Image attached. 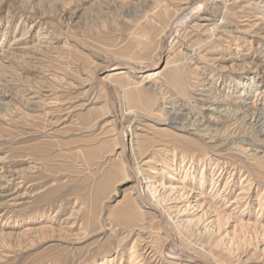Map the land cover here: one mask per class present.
I'll use <instances>...</instances> for the list:
<instances>
[{
    "label": "rangeland",
    "instance_id": "obj_1",
    "mask_svg": "<svg viewBox=\"0 0 264 264\" xmlns=\"http://www.w3.org/2000/svg\"><path fill=\"white\" fill-rule=\"evenodd\" d=\"M189 1L0 0V264H194L169 258L157 214L123 183L96 77L112 61H154ZM206 15L156 75L106 77L133 165L198 224L172 226L182 248L264 264V0H219Z\"/></svg>",
    "mask_w": 264,
    "mask_h": 264
},
{
    "label": "bare ground",
    "instance_id": "obj_2",
    "mask_svg": "<svg viewBox=\"0 0 264 264\" xmlns=\"http://www.w3.org/2000/svg\"><path fill=\"white\" fill-rule=\"evenodd\" d=\"M201 1H203V0H198V1L197 0H190L188 5H186L185 7L183 6L184 8L175 15V17L172 19L170 24L167 26V28L164 30V32L161 35L159 48H158V57L154 61H152L150 63H145V64H143V63L142 64H132L128 60H118V61H115V62L112 61V62H109L107 64L102 65L98 71L102 70L103 68H108V67H110V68L114 67L115 68L116 67L117 70H120L121 73H127V74L130 73V74H133V75L134 74L135 75L136 74L140 75L142 73H146V74H148L150 76H154L157 73H159L158 70L162 67L161 65H162V63H164V59H166L165 63H167L169 61L167 50L170 49V45L172 46V44L175 43V40L178 39L180 33L187 26H189V25L191 26L192 23H196L195 22L196 19L204 20V21H210L211 20V18H209L206 14H207L208 10L212 7V5L218 3L219 0H212V2L208 3L206 6H203L202 4H200ZM196 2L199 3L198 6L197 5L194 6L195 4H197ZM169 30H172V32L170 33V35L168 37V40L166 42V49L163 51L162 48H161V42H162L163 37L167 35V32ZM119 63H128L130 68H127V69L124 68V67H120L119 68V67L116 66ZM148 66H150L151 69L147 70L146 72H143L144 68H146ZM109 73H110L109 71L105 72L104 75L102 76V79L105 80L106 82H108V84L110 85V87L112 89V92H113L114 99H115V95H114V91H113L114 84L106 77ZM210 100H212V98ZM218 100L219 99H217V101ZM115 102H116V99H115ZM213 103H214V101H213ZM242 103H243V107L248 106L247 103L245 102V100ZM116 106H117V102H116ZM109 110L111 111V113H109L108 116L110 117V120L113 123V126L115 127V130H116V122H117L116 118H115L112 110L111 109H109ZM245 111H247V110H245ZM117 112H118L119 120L122 121L123 124H124V130H125L124 131V145H125L126 149L128 150L129 156H130L131 147H130V134H129V131H128V127L125 125L124 119L119 114L118 106H117ZM260 118H264V114H262V116H260ZM185 119H187V118H185ZM185 119L182 122L178 121L177 119H171L170 122H169V125L181 129L187 123L190 124L191 122H194V121H191L189 123L188 120H190L191 118L188 119V120H185ZM198 122H199V120H197L196 124H201V123H198ZM189 127L190 126H188V128ZM193 127L194 128L190 129V130L194 131L195 134H199L198 132L202 131V128L201 127L199 128L198 125H194ZM261 131L264 134V129H261ZM116 136L118 137L117 130H116ZM118 141H119V138H118ZM118 144H119V142H118ZM118 153L122 156V152H121L120 148H119ZM130 161H131V156H130ZM131 165H132V168L134 169V174L132 175L130 173H127V176H126L125 180L123 181V183H126L127 181L129 182V181L132 180L134 182V184H133V187H132L131 191L134 193L137 201H139L138 200V191H139L146 197V199L151 204H153L158 210L161 211L166 224L168 225V227L170 228V230L172 231V233H173V235H174V237L176 239V244L172 245L171 246L172 248L168 249L167 248V246H168L167 244L169 242V238L164 233V231H163V229L161 227L162 232L164 233V235L167 236V242H166V245H165V251H166L167 255L169 254V258L172 259L175 262L176 261L177 262H184V258H186L189 255V256L200 257V258L208 261L210 264H218L216 261L211 260L210 258L208 259L207 257L204 258V257L199 256L197 254H192V253H190L187 250L182 248V246L180 244V240L178 238V234L176 233V231L173 229L172 226L179 227V225H182V226H184L186 228V230L189 233L194 234L199 229L197 227L198 224H196L194 221H191L189 218H186V220H185V218H181L178 214L177 215H173V212L171 211L170 207H167V204H168L169 200L171 199L169 197V195L167 194V191L168 190H172L173 188L167 189L162 182L159 183V184H157L155 181L153 182L152 179L150 177L146 176V174L142 170H140L139 167H135L133 165L132 161H131ZM125 166H126L127 172H129L128 171V167H127L126 164H125ZM167 176H171V174L168 173ZM140 205L142 206L141 209L143 211H148L149 208L147 206H145V205H143L141 203H140ZM188 209L189 208L186 207L184 209V211H187ZM158 221H159L160 226H161V220H160L159 216H158ZM205 231H206V229L204 230V232ZM201 234H203V231H202ZM238 250H239V248H236V251H238ZM181 252L184 253V254H182Z\"/></svg>",
    "mask_w": 264,
    "mask_h": 264
},
{
    "label": "water",
    "instance_id": "obj_3",
    "mask_svg": "<svg viewBox=\"0 0 264 264\" xmlns=\"http://www.w3.org/2000/svg\"><path fill=\"white\" fill-rule=\"evenodd\" d=\"M211 2H212V0H203V1H201L200 4H202L203 6H206L208 3H211ZM196 3L197 4H195L194 6H196V5L198 6L199 3L198 2H196ZM171 32H172V30H169L167 32V35L164 36L163 39H162L161 48H162L163 51L166 49V42H167L168 37H169ZM116 66L119 67V68L120 67H124L126 69L130 68L128 63H119ZM114 69L117 70L116 67L115 68L114 67L103 68L102 70H100V71H98L96 73V77H97L98 82H100L103 85V87H104L109 107L112 110V112H113V114H114V116L116 118V121H117L116 122V130L118 132L119 148L121 149V152H122L123 161L127 165L129 173L133 175L134 174V169L132 168V165H131L129 152H128V150L126 149V147L124 145V131H125L124 130V124H123L122 121L119 120V116H118V112H117V106H116V102H115V99H114V96H113L112 89H111L110 85L108 84V82H106L105 80L102 79V76L104 75L105 72H107V71L111 72ZM149 69H151L150 66L144 68L143 72H146ZM138 200H139V202L141 204L147 206L150 210H152L153 212H155L159 216V218L161 220V227H162L164 233L169 238V242L167 244L168 245L167 248L168 249L172 248L171 246L176 244V239H175L172 231L170 230V228L166 224L161 211L158 210L153 204H151L146 199V197L139 191H138ZM182 254H184V253H182ZM184 262L194 263V264H210L208 261H206V260H204V259H202L200 257L189 256V255L186 258H184Z\"/></svg>",
    "mask_w": 264,
    "mask_h": 264
}]
</instances>
